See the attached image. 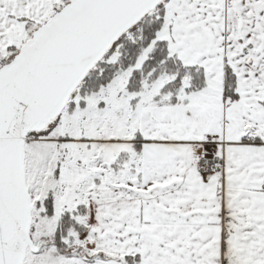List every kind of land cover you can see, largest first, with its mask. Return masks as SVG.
I'll list each match as a JSON object with an SVG mask.
<instances>
[{
    "label": "snow or ice",
    "instance_id": "snow-or-ice-1",
    "mask_svg": "<svg viewBox=\"0 0 264 264\" xmlns=\"http://www.w3.org/2000/svg\"><path fill=\"white\" fill-rule=\"evenodd\" d=\"M0 264H264V0H0Z\"/></svg>",
    "mask_w": 264,
    "mask_h": 264
}]
</instances>
